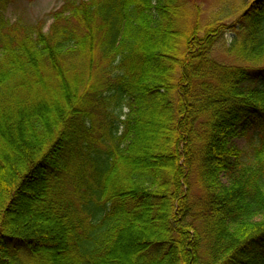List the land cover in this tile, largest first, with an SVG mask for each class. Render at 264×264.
Returning a JSON list of instances; mask_svg holds the SVG:
<instances>
[{
    "label": "trees",
    "instance_id": "trees-1",
    "mask_svg": "<svg viewBox=\"0 0 264 264\" xmlns=\"http://www.w3.org/2000/svg\"><path fill=\"white\" fill-rule=\"evenodd\" d=\"M13 2L0 264H264V0L206 25L192 0H64L48 27Z\"/></svg>",
    "mask_w": 264,
    "mask_h": 264
},
{
    "label": "rangeland",
    "instance_id": "rangeland-1",
    "mask_svg": "<svg viewBox=\"0 0 264 264\" xmlns=\"http://www.w3.org/2000/svg\"><path fill=\"white\" fill-rule=\"evenodd\" d=\"M64 0H14L7 10L6 14L12 20H22L24 22L39 21L44 23L46 27L49 26L51 20L49 18L50 12L59 9ZM229 0H192L195 7L199 9L198 18L201 25L212 23L214 19H217L218 13L222 15L230 12L232 5ZM235 17H229L223 19L221 24L223 26L222 35L213 48L212 57L221 63L232 64L235 63L232 57H228L224 53L226 48L237 32V28L234 26ZM202 34V32L200 33ZM254 129L248 126L240 125L238 127V134L231 141V144L238 148L248 151L249 139L254 136Z\"/></svg>",
    "mask_w": 264,
    "mask_h": 264
}]
</instances>
